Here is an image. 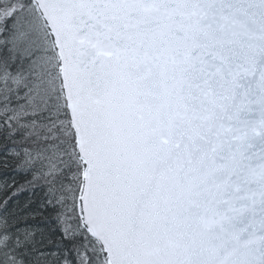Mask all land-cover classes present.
Listing matches in <instances>:
<instances>
[{"label":"snow or ice","instance_id":"6c2138e0","mask_svg":"<svg viewBox=\"0 0 264 264\" xmlns=\"http://www.w3.org/2000/svg\"><path fill=\"white\" fill-rule=\"evenodd\" d=\"M0 264H264V0H0Z\"/></svg>","mask_w":264,"mask_h":264}]
</instances>
